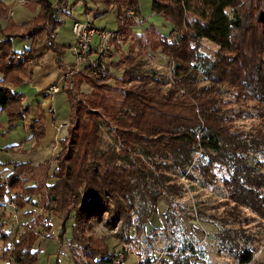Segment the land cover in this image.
<instances>
[{
  "label": "trees",
  "instance_id": "1",
  "mask_svg": "<svg viewBox=\"0 0 264 264\" xmlns=\"http://www.w3.org/2000/svg\"><path fill=\"white\" fill-rule=\"evenodd\" d=\"M8 1L0 0V18L17 4ZM67 1L30 0L24 5L36 12L30 21L19 25L9 17L5 25L0 22V111L7 115L8 131L29 110L16 88L32 77L36 65L34 49L16 51L14 42L31 39L35 46L46 35L64 65L65 47L56 36L63 24L58 9L63 12ZM89 1L117 8V30L125 37L123 43L131 42L130 54L112 61L104 77L85 67L74 77L66 76L68 135L59 141L52 160L33 165L0 159V201L12 193L18 207L16 219L10 210L0 212V264H36V245L42 236L52 235L54 215H62L61 236L73 216L70 241L76 264H116L120 252L110 250L108 238L92 234L93 222L103 212L108 213L109 228L121 223L119 241L138 245L144 237L152 244L156 229H147L164 197L173 236L182 218L176 220L174 214L175 201L185 193L182 179L197 171L205 185H212L217 168L227 171L223 181L232 207L220 221L202 208L189 219L199 213L202 220L219 225L215 236L222 249L238 264L250 263L256 239L241 225L250 221L241 210L264 218V158L256 157L264 155V0H153V11L174 26L167 36L154 25L140 34L133 31L142 22L137 0ZM130 7L138 11L136 19L126 16ZM203 40L217 46L213 59L204 56ZM148 50L168 56L171 78L146 69ZM113 68L122 75L115 76ZM83 82L92 86L90 93L81 94ZM248 118L256 120L251 131L236 125ZM104 133L113 141L105 143ZM33 137L31 150L45 137L42 117L33 126ZM15 150L10 146L0 152ZM182 241L168 247L161 264H198L193 260L196 243L188 236ZM146 261L142 264H150Z\"/></svg>",
  "mask_w": 264,
  "mask_h": 264
},
{
  "label": "rangeland",
  "instance_id": "2",
  "mask_svg": "<svg viewBox=\"0 0 264 264\" xmlns=\"http://www.w3.org/2000/svg\"><path fill=\"white\" fill-rule=\"evenodd\" d=\"M83 1L84 0L68 1L67 7L73 9V13L76 17H79L78 19L85 20L89 18L97 27L112 30L118 29L116 20L117 8L112 9V7H105V5L98 4L100 5L99 14L102 15L98 16V13L96 15H87L84 13L85 9L82 6ZM137 1L142 13V18H149V20L136 28V31L143 32L144 28L147 26L154 25L162 35H169L174 26L171 22L164 19V17H159V14L153 11V0ZM91 5L94 6L93 3H91ZM72 26L73 23L67 20L63 32L69 33ZM34 45L36 47L37 42ZM126 45L124 43V48ZM25 46L26 44L19 40L15 44V49L17 51H23ZM216 49L217 46L214 43L203 40L202 52L205 57L213 59ZM63 57L69 61L73 60V62H76L71 48H65ZM144 59L147 70L151 72L155 71L171 78L172 65L170 59L161 51L148 50L144 55ZM71 63H67L65 67L71 66ZM81 94H85V92L82 91ZM33 97L34 95L30 94L28 90V98L32 99ZM79 97H82V95H79ZM85 115L88 116L87 113H85ZM255 123L256 120L251 118L238 119L236 121V125L246 131H251ZM8 137L9 134L6 136L1 134L0 140L9 142L11 138ZM104 141L105 143H110L113 141V138L110 134L104 133ZM256 157L262 159L264 155L260 154ZM252 158L254 159V157ZM192 174L194 176L193 178L182 179L185 184V193L182 198H177V201H175L174 214L176 220L182 217L180 219L181 224H178L176 229H174L176 232L175 235L172 236L170 226H168L169 222L165 219L164 214L169 208V202L164 197L159 199L158 213L151 218L147 229V232L156 229L151 234L154 236L152 244H148L144 237L142 238V242L138 245L126 244L119 241L116 235L120 232L121 223L116 227L114 226L113 229L109 228L106 223L109 216L108 213L104 212L99 219L93 222L94 227L92 228V234L100 238H108L107 242L110 246V250L123 252V258L119 264H142L143 262L147 263L146 260H149L150 264H161L163 258L167 256L168 247L173 244H177L178 246L181 245L183 242L182 240L186 236H188L189 240L196 243L197 253L193 256V260L198 264H238L227 249H222V242L215 236L219 231V225L202 220L199 213H197L199 217L197 216L193 219H189V214H191V212H198V208H202L206 215H214L215 218L219 220V218L225 214L226 208L232 207L233 203L228 198V192L223 181L227 176V171L222 168H217V178L212 185H205L199 172L194 171ZM241 212L242 217H248L250 220L247 222L246 219H244L245 221H242L241 225L243 228H246V232L253 233L256 239L254 245L257 249L252 261L248 264H264V218L246 208H243ZM197 214H195V216ZM61 217L62 215H54L52 221V235L42 236L39 239L36 248L40 249V253L36 264H76L72 257L70 241L73 234V216H70L68 219L66 230L62 236L63 222ZM239 226L240 223H237L232 227L235 228ZM132 234H136L135 230H132ZM2 249L3 247L0 245V251H2Z\"/></svg>",
  "mask_w": 264,
  "mask_h": 264
},
{
  "label": "crops",
  "instance_id": "3",
  "mask_svg": "<svg viewBox=\"0 0 264 264\" xmlns=\"http://www.w3.org/2000/svg\"><path fill=\"white\" fill-rule=\"evenodd\" d=\"M52 2L55 4L56 0H53ZM8 3H11V0L8 1ZM91 3L92 2L89 0L83 1L82 6L84 9H86V7L91 9L90 11H85L84 13L87 15H96L98 13V16H101L102 14H99V6H104V4H94V6H92ZM67 5L64 7L63 12H61L62 9L61 11H58L60 12L59 15L63 19V24L57 29L56 41L61 46L67 49H72L74 44L72 28L70 29L69 33L63 32V28L65 27L67 20L73 23L79 17H76V15L73 13V9H69ZM35 14L36 12L31 11L27 6L16 4L10 8L8 15L2 16L0 18V22L5 25L7 19L12 17L17 24L22 25L30 21ZM140 16L142 22L133 26L132 28L136 34L142 33L136 31V28L143 25L146 21L148 22L149 20V18H142L141 11ZM159 17L163 18L161 15H159ZM148 27L149 26L144 28V30ZM17 41L19 40H15L14 42V50H16L15 44ZM20 41L26 44L24 50L32 48L34 49L33 57L35 58L36 62L32 77L22 86L16 88L25 95V103L28 105L29 110L28 112L24 113L23 120H21L14 130H11V132L8 131L7 115L0 111V135L6 133V135L9 134L8 138H11L9 142L0 140V149L10 146H15L16 148L15 152L1 151L0 159L4 161H31L33 165H39L49 162L57 155L58 151L60 150L59 141L68 135L67 127L71 114V105L69 98L64 91L66 76L64 75L63 71L64 66L67 63L69 64L73 62V60L69 61L62 57V63L64 65L59 64L57 53L49 48L46 35L42 36L37 41L36 47L32 46L31 39H24ZM123 45L119 48V51L114 54V62L121 61L130 54V42L125 43V48ZM112 72H114L115 76L122 75V70L116 68H113ZM2 78L3 76L0 74V79ZM52 85L59 86L60 89L57 93L51 94L49 92V87ZM80 89L85 93H90L92 91V86L87 82H83L80 85ZM28 90L30 91V94L34 95L32 99L28 98ZM41 117L44 120L45 137L37 149L31 150V147L35 142V137H33V126L35 122Z\"/></svg>",
  "mask_w": 264,
  "mask_h": 264
},
{
  "label": "built area",
  "instance_id": "4",
  "mask_svg": "<svg viewBox=\"0 0 264 264\" xmlns=\"http://www.w3.org/2000/svg\"><path fill=\"white\" fill-rule=\"evenodd\" d=\"M29 1L17 0V4L25 5ZM56 2L61 3V0H56ZM58 11H61V6H59ZM138 15V11L133 7H130L126 12L128 19H136ZM72 32L74 38L72 53L76 59V66H67L63 71L64 75L74 77L83 67L99 77L107 75L114 54L119 51V44H122L125 40L124 35L118 30L97 27L89 18L85 20L76 19L73 22ZM21 58L22 56H17V60ZM28 61L29 63L34 62L33 59H28ZM59 89V86L52 85L49 87V92L54 94ZM17 209L12 193L7 199L0 201V212L10 210L13 212V219L18 217ZM122 258L123 252H120L116 264H119Z\"/></svg>",
  "mask_w": 264,
  "mask_h": 264
}]
</instances>
